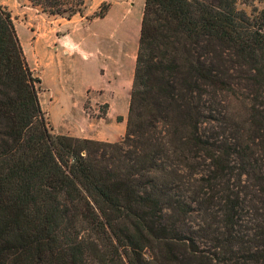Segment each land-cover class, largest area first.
Instances as JSON below:
<instances>
[{
	"label": "trees",
	"instance_id": "1",
	"mask_svg": "<svg viewBox=\"0 0 264 264\" xmlns=\"http://www.w3.org/2000/svg\"><path fill=\"white\" fill-rule=\"evenodd\" d=\"M37 83L0 4V264H264V0H144L118 142L53 135Z\"/></svg>",
	"mask_w": 264,
	"mask_h": 264
},
{
	"label": "rangeland",
	"instance_id": "2",
	"mask_svg": "<svg viewBox=\"0 0 264 264\" xmlns=\"http://www.w3.org/2000/svg\"><path fill=\"white\" fill-rule=\"evenodd\" d=\"M3 1L38 80L37 95L50 132L120 141L144 0H83V16L70 20L25 0ZM100 9L103 17H95Z\"/></svg>",
	"mask_w": 264,
	"mask_h": 264
},
{
	"label": "crops",
	"instance_id": "3",
	"mask_svg": "<svg viewBox=\"0 0 264 264\" xmlns=\"http://www.w3.org/2000/svg\"><path fill=\"white\" fill-rule=\"evenodd\" d=\"M0 4L2 5V6H5L6 4H5V2L3 1V0H0ZM6 7V6H5Z\"/></svg>",
	"mask_w": 264,
	"mask_h": 264
}]
</instances>
